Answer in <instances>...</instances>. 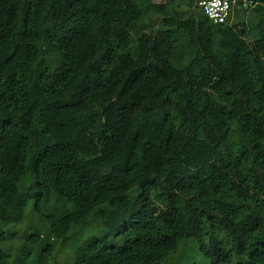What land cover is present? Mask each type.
Instances as JSON below:
<instances>
[{
    "label": "trees",
    "instance_id": "obj_1",
    "mask_svg": "<svg viewBox=\"0 0 264 264\" xmlns=\"http://www.w3.org/2000/svg\"><path fill=\"white\" fill-rule=\"evenodd\" d=\"M198 1L0 0V264H264V0Z\"/></svg>",
    "mask_w": 264,
    "mask_h": 264
},
{
    "label": "rangeland",
    "instance_id": "obj_2",
    "mask_svg": "<svg viewBox=\"0 0 264 264\" xmlns=\"http://www.w3.org/2000/svg\"><path fill=\"white\" fill-rule=\"evenodd\" d=\"M157 2L166 3L168 0H155ZM236 11V10H235ZM235 16V13H234ZM234 16L231 19V22L234 21ZM156 17H153V22H156L155 26L159 27V23L156 21ZM248 26L252 27L254 21L253 17L249 16L247 17ZM104 172L108 173L109 170L105 169ZM34 186V182L32 180H29L27 183L25 182V188L26 190L30 191L32 190ZM31 205L28 207V211L30 210ZM24 228L20 227V230H23ZM24 240L22 238H18L14 242V248L22 249L23 251L27 250V247L24 246ZM56 248V247H55ZM70 250L62 249L60 250V254L56 257L57 260L61 261L59 264H65V256L68 254ZM16 250L14 251V253ZM55 254V253H54ZM54 256V255H53ZM52 260V258H50ZM52 263L54 264V261L52 260ZM2 264H7L6 262H3ZM168 264H211V261L207 258H205L198 249V245L192 241V240H183L181 241L178 252L170 259V262Z\"/></svg>",
    "mask_w": 264,
    "mask_h": 264
},
{
    "label": "built area",
    "instance_id": "obj_3",
    "mask_svg": "<svg viewBox=\"0 0 264 264\" xmlns=\"http://www.w3.org/2000/svg\"><path fill=\"white\" fill-rule=\"evenodd\" d=\"M239 2L245 8L255 7L249 0H199L198 7L215 23L224 24L231 22Z\"/></svg>",
    "mask_w": 264,
    "mask_h": 264
}]
</instances>
